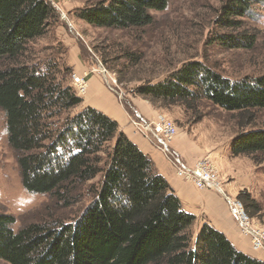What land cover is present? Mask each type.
Masks as SVG:
<instances>
[{"label":"trees","instance_id":"1","mask_svg":"<svg viewBox=\"0 0 264 264\" xmlns=\"http://www.w3.org/2000/svg\"><path fill=\"white\" fill-rule=\"evenodd\" d=\"M255 1L259 0H226L220 24L231 16L242 17ZM166 7V0H101L78 17L94 26L140 30L152 24L151 11ZM55 15L45 0H0V112L22 186L63 201L72 188L96 177L99 155L113 143L107 146L102 181L74 221L33 223L15 232L14 218L0 215V260L7 264H264L237 251L208 224L193 235L196 218L184 211L150 159L102 113L75 110L81 99L59 81L55 62L40 63L30 57L29 44L47 33ZM232 29L234 35L216 39L232 47L254 43L245 31L239 32L238 25ZM136 91L166 102L185 103L202 96L240 115L264 109V75L234 81L198 61H188L164 82ZM232 149L249 157L264 156V129L242 132ZM245 207L251 212L252 202Z\"/></svg>","mask_w":264,"mask_h":264},{"label":"rangeland","instance_id":"2","mask_svg":"<svg viewBox=\"0 0 264 264\" xmlns=\"http://www.w3.org/2000/svg\"><path fill=\"white\" fill-rule=\"evenodd\" d=\"M45 1L56 17L50 21L47 33L29 44L30 57L40 63L55 62L59 81L81 99L75 110L92 108L102 113L144 154L143 148L132 141L138 139L142 147L157 156L155 159L144 154L155 171L154 160L163 161L181 184L219 197L224 202L223 222L228 223L232 229L230 237H236L241 249L207 218L195 221L193 235L201 225L208 224L221 232L237 251L264 262V156L249 157L233 153L232 149L242 132L264 129V109L240 115L215 106L202 96L186 99L185 103L162 102L136 91L145 85L164 82L188 61L201 62L209 70L234 81L264 75V0L252 2L242 17L231 16L223 24L220 17L226 0H166V9L151 11L152 24L140 30L94 26L78 17L81 11L101 0ZM236 25L239 32L245 31L252 37L251 46L240 43L245 46L232 47V43L227 41L228 45H223L216 39L234 35L236 31L232 28ZM77 79L80 81L76 82ZM97 102L117 109L123 121L117 123L96 109ZM161 121L175 128L170 141L155 132ZM112 143L106 144L99 155L100 172L96 177L72 188L67 199L31 193L22 186L0 112V215L14 218L11 228L15 232L33 223L74 221L92 201L102 181L110 150L107 146ZM201 164L216 172L215 186L199 189L195 180L179 175L185 169L193 172ZM66 200L71 202L66 204ZM248 201L252 202L251 212L245 207ZM233 205L240 206L244 213L243 225L234 214ZM0 264L7 263L0 260Z\"/></svg>","mask_w":264,"mask_h":264},{"label":"crops","instance_id":"3","mask_svg":"<svg viewBox=\"0 0 264 264\" xmlns=\"http://www.w3.org/2000/svg\"><path fill=\"white\" fill-rule=\"evenodd\" d=\"M107 99L111 101L110 98ZM95 105L96 109L109 115L114 120H116L117 123H121L123 121L121 112H119L115 108H111L108 103L101 104L97 102ZM133 139L132 141L137 146H139L141 150L143 148L142 151L144 154L155 159L157 158L155 154H152V152L142 147V144L138 141V139ZM154 164L156 167V171L166 180L174 194L179 199L184 211L193 215L197 221H200L202 218H207L210 224H212L216 229L220 230L223 234L227 235L230 238L235 247L241 249V247H239V241L236 239V237H230L229 233L232 234V229L230 228L228 223L225 224L223 222L224 202L221 199L219 200V197L209 191H197L193 186L189 184H181L173 175L172 170L169 169L166 164L163 163V161L157 162L156 160H154ZM208 202H210V204L207 206Z\"/></svg>","mask_w":264,"mask_h":264},{"label":"built area","instance_id":"4","mask_svg":"<svg viewBox=\"0 0 264 264\" xmlns=\"http://www.w3.org/2000/svg\"><path fill=\"white\" fill-rule=\"evenodd\" d=\"M79 81V79L76 80V82ZM155 132L162 134L165 140L170 141L175 135V128L169 122L161 121L160 123H158V125H156ZM179 175H181V177L185 178L186 180H190L192 182L195 180L196 182L194 184L199 189L211 188L210 185L215 186L217 179L216 172L212 168H209L204 164L197 166L193 172H190L189 170L185 169V171L180 172ZM239 207L240 206L238 205H233L232 209L236 217L241 220L242 223H240L243 225V222L245 221V216L242 210L239 209Z\"/></svg>","mask_w":264,"mask_h":264}]
</instances>
